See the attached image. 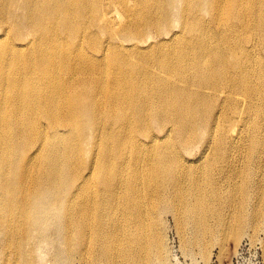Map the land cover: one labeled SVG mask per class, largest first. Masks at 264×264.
<instances>
[{"label": "bare ground", "instance_id": "1", "mask_svg": "<svg viewBox=\"0 0 264 264\" xmlns=\"http://www.w3.org/2000/svg\"><path fill=\"white\" fill-rule=\"evenodd\" d=\"M263 127L264 0H0V264H168V214L264 222V185L226 198Z\"/></svg>", "mask_w": 264, "mask_h": 264}, {"label": "rangeland", "instance_id": "2", "mask_svg": "<svg viewBox=\"0 0 264 264\" xmlns=\"http://www.w3.org/2000/svg\"><path fill=\"white\" fill-rule=\"evenodd\" d=\"M249 149V146L242 149L240 157L246 153L253 154L252 168L258 172L257 178L260 179L264 177V146L259 148L256 146L250 151ZM198 158L199 154L195 153L192 159ZM246 160L247 158L245 162ZM258 179H255V174L234 178L227 189L226 198L237 199L242 191L252 185L259 191L264 182ZM233 213L230 208L224 211L227 226L221 230L216 218H209L207 220L209 233L206 237L204 233H200L199 241L194 238V228L185 225L186 230L184 232L180 230L179 221L182 218L172 214L166 215L159 229L168 249V264H264V222L257 221L253 227H246L240 218L241 213L236 212V215ZM213 231H221L224 234L213 237ZM38 250L43 260H51L52 252L49 245L42 244Z\"/></svg>", "mask_w": 264, "mask_h": 264}]
</instances>
